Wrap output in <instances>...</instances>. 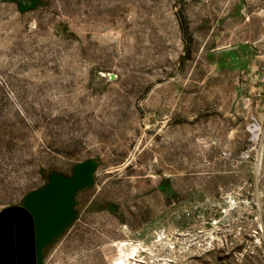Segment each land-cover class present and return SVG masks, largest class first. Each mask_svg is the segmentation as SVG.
Instances as JSON below:
<instances>
[{"label":"rangeland","instance_id":"rangeland-1","mask_svg":"<svg viewBox=\"0 0 264 264\" xmlns=\"http://www.w3.org/2000/svg\"><path fill=\"white\" fill-rule=\"evenodd\" d=\"M24 1L0 0V211L95 164L42 264H264V0Z\"/></svg>","mask_w":264,"mask_h":264},{"label":"water","instance_id":"water-1","mask_svg":"<svg viewBox=\"0 0 264 264\" xmlns=\"http://www.w3.org/2000/svg\"><path fill=\"white\" fill-rule=\"evenodd\" d=\"M94 169L87 161L72 177L52 173L47 186L25 197L24 206L0 211V264H42V249L72 222L74 195L93 182Z\"/></svg>","mask_w":264,"mask_h":264},{"label":"bare ground","instance_id":"bare-ground-1","mask_svg":"<svg viewBox=\"0 0 264 264\" xmlns=\"http://www.w3.org/2000/svg\"><path fill=\"white\" fill-rule=\"evenodd\" d=\"M117 247H118V251H119V257L116 260H114V264H122V262L125 261L127 258L136 257L138 252L141 249L145 248L144 245L140 242H120ZM170 248H172V246ZM148 250L150 251V254H151V256H149L148 258L149 259L152 258V259H150L149 262L147 261L148 262L147 264H155L154 259L156 258V254H153L154 253L153 247L150 246L148 248ZM166 255H167V257L163 258L165 261L161 264H168L169 261H171V258L175 256V252L171 251L170 253H168ZM134 264H137V263H134Z\"/></svg>","mask_w":264,"mask_h":264},{"label":"built area","instance_id":"built-area-1","mask_svg":"<svg viewBox=\"0 0 264 264\" xmlns=\"http://www.w3.org/2000/svg\"><path fill=\"white\" fill-rule=\"evenodd\" d=\"M239 207V202L232 196H229L228 200H227V208L228 210H234L236 208ZM221 219H214L212 222L214 225H218L219 222H220ZM213 233H211L212 235ZM216 236V237H215ZM215 236L212 235V238L210 239V242L207 243V242H204V246L205 248L207 247H210V246H214V245H217V242L219 241V239L221 240V237H222V234L219 233V234H216ZM220 237V238H219ZM214 238H218L215 242H214ZM213 243V245H212Z\"/></svg>","mask_w":264,"mask_h":264},{"label":"flooded vegetation","instance_id":"flooded-vegetation-1","mask_svg":"<svg viewBox=\"0 0 264 264\" xmlns=\"http://www.w3.org/2000/svg\"><path fill=\"white\" fill-rule=\"evenodd\" d=\"M73 175H74V174H73ZM73 175H72V176H73ZM72 176H67V177H72ZM48 184H49V182H48L45 186H47ZM45 186H44V187H45ZM44 187H42V188H44ZM42 188H41V189H42ZM39 190H40V189H39ZM20 206H24V201H23V204L20 205ZM47 246H48V245H47ZM47 246H46V247H47ZM46 247L42 249V256H43V253H44Z\"/></svg>","mask_w":264,"mask_h":264}]
</instances>
